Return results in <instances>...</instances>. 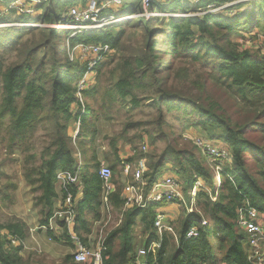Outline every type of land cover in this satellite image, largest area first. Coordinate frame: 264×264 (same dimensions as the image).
I'll return each instance as SVG.
<instances>
[{
    "label": "trees",
    "instance_id": "1",
    "mask_svg": "<svg viewBox=\"0 0 264 264\" xmlns=\"http://www.w3.org/2000/svg\"><path fill=\"white\" fill-rule=\"evenodd\" d=\"M86 1L46 0L36 6L42 12L32 21L43 26L19 31L0 27V151L8 160L18 157L39 227L50 242L74 246L67 224L54 216L62 208H56L58 200L63 204L70 195L72 231L86 247L103 241L102 264H252L247 235L237 220L245 203L264 217V60L240 51L234 38L242 30L264 36V0L242 2L231 14L153 16L77 34L70 38L72 46L107 45L114 51L93 69V87L78 90L86 64L69 61L66 41L72 32L54 26L65 8ZM140 1L123 0L114 14H133ZM230 1L197 0L193 6L198 11ZM189 7L184 0H151L149 11L185 14ZM9 13L16 15L10 23L28 22L27 15L14 9ZM4 23L0 17V25ZM145 104L153 116L129 120L121 134L97 143L98 122H109L111 109L133 111ZM172 111L181 120L180 128L166 120ZM73 126L74 137L69 135ZM189 130L225 144L229 155L207 157L191 139H183ZM118 140L133 152L125 161ZM139 160L145 164V192L165 173L182 182L187 203L195 181L205 187L197 193L192 213L179 204L173 232L154 228L156 211L166 203L123 211L121 191L132 183L130 174L121 180L123 164L134 166ZM102 166L111 171L110 191L99 176ZM214 167L221 171L215 173ZM62 172L76 183L61 188L59 196L56 176ZM7 190L3 199L10 197ZM104 209L118 213L119 222L93 239ZM53 219L59 235L51 228ZM190 228L197 236L186 239ZM29 235L17 218L0 225V264H77L72 255L57 262L25 254L23 244L13 246L8 240L10 236L24 243ZM153 243L154 252L148 250ZM139 249L146 251L140 258Z\"/></svg>",
    "mask_w": 264,
    "mask_h": 264
},
{
    "label": "built area",
    "instance_id": "2",
    "mask_svg": "<svg viewBox=\"0 0 264 264\" xmlns=\"http://www.w3.org/2000/svg\"><path fill=\"white\" fill-rule=\"evenodd\" d=\"M38 0L37 3L32 7V9H26L19 7L17 13L27 16H32L33 11H36V6L40 5L42 2ZM252 1V0H247ZM41 2V3H40ZM102 5L98 6L96 0H90L85 7H70L62 16H60V21L54 28L64 29L71 31V36L67 39L69 40V46L67 44V52L69 61H78L80 64H86V71L83 77L78 82V90H85L89 87L87 85L88 76L93 74V69L100 62L111 59L114 55V51L107 45H75L70 47V38L77 35L83 34L90 31L101 30L107 27H112L123 22L130 21L132 19H137L134 15L128 16H116L113 14L102 15V10L106 5H121V0H101ZM151 0H141L142 14L141 20H149L153 16H166V17H183V16H195L201 17L206 14L216 13L217 11L225 10L234 4H228L223 7L219 6H207L204 10H198L196 12H189L185 15L180 14H163V13H151L149 11ZM196 2V1H194ZM245 2V1H243ZM122 6V5H121ZM16 8L17 5L14 4ZM33 10V11H32ZM36 13V12H35ZM12 25V24H11ZM21 26H27L23 28H32L33 25L30 23H22ZM247 35L243 34L239 39L236 40L237 48L240 51H249L252 54L256 52L259 59L264 60V48L256 47V51H251L248 49L247 45L238 42L240 39H245ZM250 41L258 42L259 35L255 37V33L250 34ZM256 44V43H254ZM77 97L79 102L83 105L81 99V94L78 93ZM193 142L199 148V150L209 158L214 157H225L228 156L229 152L222 146H217L213 142L203 139L201 136L193 137ZM143 152L146 151V147H142ZM130 169L129 165H125L124 170L128 172ZM145 171V164L143 160H139L133 166L132 170V183L126 184L122 191L121 197L124 200L123 211L132 207H137L143 209L148 205H155L159 203L166 204H177L182 205L188 214L193 212L194 204L196 201V195L199 191L205 189L203 183L197 180L194 182L192 188L188 192L189 203L184 199V193L181 183L169 173L163 174L160 178L151 185L150 189L145 192V185L143 182V173ZM99 176L106 184V189L111 190L113 186L108 183L111 178V171L108 167L102 166L99 170ZM57 181L61 184L63 189L68 184L76 183V178L71 176L67 172L58 173L56 176ZM64 204V205H63ZM62 204V210H60L57 215L59 218H63V221L67 224L69 229L70 238L74 244V249L76 250L72 254V259L77 264H102L103 253L105 251V246L102 240L97 242H92L90 247L83 246L75 234L72 231V224L74 213L72 210V202L70 195H67L64 203ZM166 219L162 212L156 211V218L154 221V228L158 231L172 232L170 227L161 225L162 220ZM261 215L251 208L247 203L243 205L241 209L238 210V227L243 230L247 235L249 255L247 260L252 264H264V252L262 250L264 243V221L260 220ZM202 225L206 223L201 222ZM197 236V231L194 228H190L186 234V239ZM11 245L19 246L23 244L15 237H8ZM157 247L156 243L151 244L149 251L154 252ZM144 249H139L137 251V257L140 258L145 255ZM136 264H142L137 262Z\"/></svg>",
    "mask_w": 264,
    "mask_h": 264
},
{
    "label": "rangeland",
    "instance_id": "3",
    "mask_svg": "<svg viewBox=\"0 0 264 264\" xmlns=\"http://www.w3.org/2000/svg\"><path fill=\"white\" fill-rule=\"evenodd\" d=\"M38 0H10L7 2L1 1L0 0V17L3 18L4 23L2 24V26L0 25V27H4V26H8V27H12L14 29H16L17 31L23 29V27H27V26H21L22 23H30L33 25V27L36 26H43L39 23H35L32 22L33 20H35L42 11L36 10L35 12L33 11V13L31 14L32 16H26L25 19H27L26 21L28 22H14V23H10L12 21V19L15 18V14H10L9 10L10 9H14V11H18L19 7L22 8H26V9H32V7L37 3ZM44 1V0H41ZM90 0H87L84 4L83 3H77L74 5H71L67 8H65L62 12H61V16L62 14H64L66 12V10H68L70 7H85L88 2ZM98 6L102 5L101 0H96ZM122 1L121 0V5H122ZM187 1L190 4L189 7V11H187V13L194 11L196 12V7L193 6L195 3L194 1L197 0H184ZM243 1H247V0H232L230 2H225L222 3L219 7H223L225 5L228 4H234L231 7L225 9V10H221V11H217V12H222V11H226L227 14H231L232 12H234L235 8L238 6V4L242 3ZM46 2V1H45ZM41 3V2H40ZM44 3V2H43ZM14 4L17 5V7H14ZM121 5H106L104 6V10H102V15H107L105 14L106 10H109L110 13L116 12L115 9H120V7H122ZM209 6H214V4H210ZM110 8H113L112 10H110ZM108 13V12H107ZM110 13L108 15H110ZM142 14V5H141V1H140V6L139 9L134 11V17L137 18L138 20H141L143 17H141L140 15ZM165 14V13H163ZM180 15H185L182 13H178ZM161 17H166V16H161ZM8 19V20H5ZM12 24V25H11ZM32 27V28H33ZM26 29V28H24ZM64 30V29H63ZM254 33V31H245L242 30L240 32L239 35H243L246 34L247 36L245 37V39H240L238 40V42L247 45L248 49H250L251 51H256V47H263L264 48V36L262 34H259V38L258 42H254L256 44H254L252 41H250V34ZM241 36H238V39ZM69 38V37H68ZM67 38V39H68ZM236 40L237 38H234V42L236 44ZM68 44L69 46V42L66 41V45ZM72 45L70 44V47ZM75 46V45H74ZM255 54H253L254 56H257L256 52H254ZM80 81V80H79ZM95 83V79H94V73L90 74L88 76V82L87 85H89V87H93L91 85H93ZM79 84V83H78ZM81 99L84 101L85 98L81 97ZM84 105H85V101H84ZM110 114V121L109 122H105L103 120H100L98 122V137H97V143H101L102 142V138L107 136V137H114L117 136L119 134L122 133L123 128L125 127V124L127 123V121L131 120V121H143L147 118H150L151 116H153L154 112L152 107L148 106V104H145L144 106L133 110V111H128V110H120L118 108H114L111 109L109 111ZM177 113H175V111L169 112L166 114V120L169 123L170 126L172 127H177L180 128L181 127V120L178 119L176 120ZM76 127L77 126H73L71 128V131L69 132V135L74 137L77 133L76 131ZM128 134L133 133V131L131 129H129L127 131ZM184 136V140L188 141V140H192L193 141V137L195 136H201L203 137V139H206V136L203 134H199L197 133L195 130H189L188 132H184L183 135ZM36 140V138H35ZM213 142V144L217 145L216 141H211ZM143 146H147L146 144H143ZM157 146L159 148L163 147V144L158 143ZM217 146H222L224 147L225 150L228 151V146H226L225 144H220ZM149 148V147H148ZM147 148V149H148ZM118 149L119 152L121 153V155H124L126 157H128L127 155H130V147L129 145H126L122 140H118ZM133 152H131L132 154ZM202 153V152H201ZM229 155V154H228ZM101 158V157H100ZM18 157L13 158V160H8L5 156L4 153L2 151H0V225H3L7 222H10L12 219L17 218L19 220H21L22 222L25 223V225L29 228V232L30 235L28 236V238L26 240H24L23 243V249H24V253H32L34 255L37 256H46L49 259H52L54 261L59 262L60 259L65 256V255H72L76 250L74 249V246H67L63 243H55V242H50L48 241V239L46 238L45 235V229L40 228L39 224H38V220L39 217L36 215V210L33 208L32 206V194L29 192V188L24 184L23 182V178H22V173H21V163L20 161H18ZM103 165H106L105 163H103ZM130 169L129 172H127L126 174L129 175L132 170H133V165H129ZM213 171L216 173L218 171H221L219 168H212ZM219 169V170H218ZM253 172L255 174H257V168L256 166L253 167ZM124 174V175H126ZM170 175H172L173 177H175L182 185V182L172 173H169ZM126 177V176H124ZM216 179L218 181V175H216ZM60 184L57 182V185ZM8 190H7V189ZM59 188V187H58ZM60 189V188H59ZM182 189H183V185H182ZM7 190L6 193H8L10 195V197H7L5 199H3V194L5 193V191ZM184 193V190H183ZM7 194V195H8ZM188 195V193H187ZM184 199L185 198V193H184ZM60 206L62 205L61 201L58 200ZM64 205V204H63ZM175 210L173 212H169L168 216L169 218L162 220L161 225H164L166 227H170L174 226L178 216H179V212H180V207L179 205L176 204ZM62 210V209H61ZM54 216H56L54 214ZM111 217L109 218V223L106 231L102 230V234L101 236H104L105 234H107L108 231L111 230L112 227H115V223L117 222V216L116 214H111ZM50 225L51 228H53L54 231H57V234H60V231L58 229V227L56 226V222L55 220H50ZM101 229H105V227H101ZM101 229H96V231L94 232L93 235V239L96 238V236L98 235V231L100 232ZM171 231L173 232L172 228Z\"/></svg>",
    "mask_w": 264,
    "mask_h": 264
},
{
    "label": "crops",
    "instance_id": "4",
    "mask_svg": "<svg viewBox=\"0 0 264 264\" xmlns=\"http://www.w3.org/2000/svg\"><path fill=\"white\" fill-rule=\"evenodd\" d=\"M121 8V7H120ZM113 8H110V10H112ZM107 11H109V10H107ZM115 13H118V11H119V9H115ZM134 14V13H133ZM113 15H116V14H113ZM130 15H132V14H130ZM121 16H128V15H121ZM71 131V129L69 130V132ZM132 154H131V152H130V155H127L128 157H130ZM120 156H121V159L123 160V161H125L128 157H126V156H124V155H121V153H120ZM124 167H125V165H128L127 163H125L124 162ZM127 172L123 169V172H122V174H121V180H123V181H125V177L124 176H126L127 174H126ZM124 174H126V175H124ZM130 176H131V179H132V172L130 173ZM57 182L58 181H56V191H57V194H59V196H60V191H61V184H58L57 185ZM59 183V182H58ZM60 189H59V188ZM174 206H176V204H167L164 208H161V209H159V211L160 212H162V214H163V216L167 219V218H169V216H168V214H169V212H173L174 210H175V207ZM60 207V204H59V202H57V204H56V208L58 209ZM104 211H105V213H104V215H103V218H102V220L99 222V223H97V226H95V228H94V231H93V233L96 231V229H101V227H105V229H101V231L99 232L98 231V235L96 236V237H98L99 235H100V237H101V234H102V230H104V231H106V229H107V227L106 226H108V223L110 222L109 221V218L111 217L110 215L112 214V212H114V211H110V209H104ZM115 214H116V216L118 217L117 218V222L115 223V226H117V224H118V219H119V215H118V213H116L115 212ZM260 220H263L264 221V217L263 216H261V219ZM114 227H112L111 229H113ZM49 241V240H48ZM57 243H60V242H57ZM142 262V261H141Z\"/></svg>",
    "mask_w": 264,
    "mask_h": 264
}]
</instances>
